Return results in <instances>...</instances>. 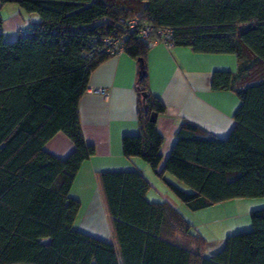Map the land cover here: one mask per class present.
<instances>
[{
	"label": "trees",
	"instance_id": "1",
	"mask_svg": "<svg viewBox=\"0 0 264 264\" xmlns=\"http://www.w3.org/2000/svg\"><path fill=\"white\" fill-rule=\"evenodd\" d=\"M9 3L38 20L10 42L0 33V264H264V208L249 212V230L227 235L205 257L206 238L170 203L148 201L149 182L137 169L98 174L115 245L74 228L79 202L69 194L95 153L78 101L91 70L115 54L110 40L137 67L139 131L122 137L123 155L143 159L191 210L264 196V71L251 75L264 66V0H0V9ZM147 25L150 40L168 29L174 45L238 62L210 80L212 90L239 99L229 133L215 138L183 120L160 169L156 118L166 106L148 86L151 45L140 33ZM57 132L73 145L64 158L44 149Z\"/></svg>",
	"mask_w": 264,
	"mask_h": 264
},
{
	"label": "crops",
	"instance_id": "2",
	"mask_svg": "<svg viewBox=\"0 0 264 264\" xmlns=\"http://www.w3.org/2000/svg\"><path fill=\"white\" fill-rule=\"evenodd\" d=\"M6 5L0 9V30L2 39L10 42L18 34L28 32L25 26L28 21L23 10ZM237 63L235 55L230 53H197L188 46H167L161 42L150 46L146 57L149 90L166 106V111L156 118L157 129L163 136L159 169L183 120L200 125L215 138H224L229 133L239 99L231 90H212L210 80L215 70L235 72ZM136 68V62L124 52L112 54L91 70L87 80V87H102L105 93L84 91L78 101L81 131L85 141L94 145L95 153L81 163L69 191L70 196L79 202L73 225L80 232L114 245L115 235L98 182L100 172L139 170L149 182L146 192L148 201H166L179 208L190 223L193 222L185 208L167 198L170 196L165 181L143 159L123 155L122 137L139 131L134 87ZM44 149L58 158H64L72 151L73 145L63 133L57 132L44 144ZM164 177L180 186L166 173ZM153 189L155 191L152 193ZM230 201L232 199L201 208L206 215L223 212L224 215L209 217L210 220L205 222L216 225L210 231L223 232V235H219L220 239L218 237L213 242L207 237L209 229L206 232L199 224L193 225L196 226L194 230L206 238L202 250L205 257L218 251L227 235L250 229L249 211L229 214L230 208L223 205Z\"/></svg>",
	"mask_w": 264,
	"mask_h": 264
},
{
	"label": "rangeland",
	"instance_id": "3",
	"mask_svg": "<svg viewBox=\"0 0 264 264\" xmlns=\"http://www.w3.org/2000/svg\"><path fill=\"white\" fill-rule=\"evenodd\" d=\"M7 7H11V6H14V7H17L15 4H12V3H9L8 5H6ZM5 6V8H6ZM4 10V9H3ZM132 11L136 14V15H141L140 13V10H136V9H132ZM24 12V16H25V20H27L28 22L26 23L25 22V26L27 29H29L33 24L34 22H36L38 20V15L36 13H27L25 11ZM30 19V20H29ZM28 26H27V25ZM259 71H264V66L262 65H256L254 66V68L252 69L251 71V75H252V78L257 76V74L259 73ZM255 79V78H254ZM167 176L173 178L171 175H169L168 173H166ZM162 183L163 186H166L164 185V183L162 181H160ZM168 187H166V190L169 192V196L170 197H167L169 200L176 203V205H180L182 208H185V210H187V215H191V219L193 222L192 225L194 224H199V226H201V228L203 229V231H206L209 229V231L207 232L209 235L207 236L208 239L212 240L213 242L216 241L215 239H217L219 237V235H223L220 230L219 232H215V231H210L213 227H216V225L212 226L211 224H206L205 222L209 221L210 218L209 217H220L221 215H224L222 214L223 212H217L215 214H211V215H206L205 214V211H203V209H200V210H191L190 208H188L184 203H182L171 191L170 189H167ZM155 191V189H153L152 193ZM234 204V206H233ZM227 208H230V213L232 215V213H239V214H242V213H247L248 211L250 212L251 210H254V209H259V208H264V196H261V197H242V198H235V199H232V201H230L229 203H225V205H223ZM177 211H179V208H176ZM211 218V219H212ZM228 220H231L228 219ZM221 223H222V220H220ZM196 227V226H195ZM193 226V228H195ZM221 228V226H220ZM220 239V237H219ZM211 243V242H210Z\"/></svg>",
	"mask_w": 264,
	"mask_h": 264
},
{
	"label": "built area",
	"instance_id": "4",
	"mask_svg": "<svg viewBox=\"0 0 264 264\" xmlns=\"http://www.w3.org/2000/svg\"><path fill=\"white\" fill-rule=\"evenodd\" d=\"M135 26V22L132 21V27ZM151 32V27L150 26H145L140 30L141 36L143 38H145L146 40H148L149 44L152 46L158 42H161L167 46L172 45L171 41H170V31L168 29H159L156 32V38L150 40L149 39V35ZM1 33V30H0ZM108 40V46L107 48H109V50L111 51V53H118V52H122V48L121 47H117L116 43ZM85 91L87 92H95V93H99V94H104L105 93V88L102 87H86Z\"/></svg>",
	"mask_w": 264,
	"mask_h": 264
}]
</instances>
